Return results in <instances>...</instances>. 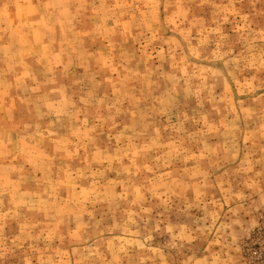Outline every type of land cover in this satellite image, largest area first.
<instances>
[{"label": "rangeland", "instance_id": "374dc122", "mask_svg": "<svg viewBox=\"0 0 264 264\" xmlns=\"http://www.w3.org/2000/svg\"><path fill=\"white\" fill-rule=\"evenodd\" d=\"M262 57L264 0H0V264H264Z\"/></svg>", "mask_w": 264, "mask_h": 264}, {"label": "snow or ice", "instance_id": "6c2138e0", "mask_svg": "<svg viewBox=\"0 0 264 264\" xmlns=\"http://www.w3.org/2000/svg\"><path fill=\"white\" fill-rule=\"evenodd\" d=\"M104 63H105V66H107V61H104ZM261 67L264 68V57H262ZM49 107L51 108L52 105H49ZM58 114H59V113H58ZM2 219H3V218H0V220H2ZM169 231L171 232L172 229L169 228Z\"/></svg>", "mask_w": 264, "mask_h": 264}]
</instances>
